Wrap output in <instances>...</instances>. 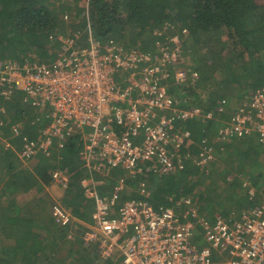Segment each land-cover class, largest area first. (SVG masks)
I'll return each instance as SVG.
<instances>
[{
    "label": "built area",
    "instance_id": "2783aa9c",
    "mask_svg": "<svg viewBox=\"0 0 264 264\" xmlns=\"http://www.w3.org/2000/svg\"><path fill=\"white\" fill-rule=\"evenodd\" d=\"M170 27L174 33L164 40L157 38L163 31L154 30L156 41L147 51L112 40L100 44L87 28L83 48L76 46L75 36L59 34V53L50 64L0 59V133L8 128L10 138L20 140L18 150L9 144L5 149L14 151L24 167L37 155L62 151L78 136L82 167L90 176L120 171L133 181L146 171L167 175L183 170L187 161L205 171L215 162L214 146L205 137L194 143L188 125L211 120L214 111L191 105L184 94H174V89L195 80L196 72L183 69L191 53L184 49L187 30ZM17 94L39 114L30 122L5 126V104ZM25 125L36 135H23ZM215 136L219 142L255 137L264 146V88L250 93ZM50 175L53 186L67 189L66 169ZM128 180L118 177L104 195L97 189L102 182L92 177L79 181L93 205L91 223L81 239L85 247L96 248L99 262L264 264V187L257 192L251 183L243 182L248 200L257 198V203L234 208L225 216L202 214L186 196L154 208L147 201L144 179L137 182L142 199L124 200ZM50 213L58 227L76 221L59 203L51 205ZM202 242L208 247H201Z\"/></svg>",
    "mask_w": 264,
    "mask_h": 264
},
{
    "label": "trees",
    "instance_id": "16d2710c",
    "mask_svg": "<svg viewBox=\"0 0 264 264\" xmlns=\"http://www.w3.org/2000/svg\"><path fill=\"white\" fill-rule=\"evenodd\" d=\"M87 9L88 17L84 15ZM170 26L187 30L184 49L192 52L183 67L196 72L195 80L173 91L186 95L193 106L214 111L211 120L192 121L188 128L194 143L205 137L215 146V162L201 171L187 161L183 170L161 175L158 181L146 171L133 181L126 179L122 199H142L137 182L144 179L147 201L154 208L186 196L198 204L202 214H225L226 209L218 211L216 207H221L214 205L221 197L217 190L222 183L229 207L243 205L234 191L243 193L244 207L253 206L257 198L249 201L242 185L248 181L257 192L264 187V146L255 137L219 142L215 132L250 93L264 88V3L260 0H0V59L50 64L59 53V34L75 36L76 46L83 48L87 28L100 44L112 40L147 51L156 41L154 30L163 31L157 38L164 40L174 33ZM223 99L224 104L218 103ZM5 106V126L9 127L30 122L39 114L19 94ZM27 126L23 135L35 136L36 130ZM2 135L7 142L0 145V264H115L99 262L96 248L85 247L80 237L84 229L53 223L45 190L53 185L50 172L66 169L70 183L61 205L85 223L92 203L84 197L79 181L92 177L102 182L99 189L104 195L111 192L121 172L113 171L104 178L94 172L87 174L78 136L62 151L38 155L29 168H21L12 151L18 150L20 140L10 138L8 128ZM5 144L12 150L5 149ZM224 154L234 163L224 165Z\"/></svg>",
    "mask_w": 264,
    "mask_h": 264
},
{
    "label": "rangeland",
    "instance_id": "374dc122",
    "mask_svg": "<svg viewBox=\"0 0 264 264\" xmlns=\"http://www.w3.org/2000/svg\"><path fill=\"white\" fill-rule=\"evenodd\" d=\"M261 1V3H264V0H260ZM126 46H127V44H125ZM190 52H192V50H189ZM56 58V57H55ZM55 60V59H54ZM54 60H53V62H54ZM183 69H184V67H183ZM215 147V146H214ZM262 149H264V148H262ZM224 157H225V159H223V160H225V162H224V165H226L228 162L230 163H234V160L233 159H229V158H231V157H229L227 154H224ZM217 174H219V172H217ZM155 177H156V181H158L159 180V178L160 177H162L161 175H159V174H156L155 175ZM161 182H163V181H161ZM246 182V181H245ZM218 190H217V193L219 194V196H221L220 197V199H219V201L218 200H216L215 202H214V205L215 206H219V207H221V208H217L216 207V209L215 210H218V211H224V209H226L228 212H226L225 214H223V213H221L222 215H225V216H227V215H230V213L234 210L233 208H231V207H229V205L227 204V201L225 200V199H227L226 197H227V195H226V187H224V185L221 183V184H219V186H218ZM49 190L47 191L48 193H49V199L50 200H52L53 198H55V199H58V200H60L61 198H62V194H63V190H61V189H59V187H52V188H48ZM197 191V190H196ZM242 191H244V189L242 190ZM46 192V191H45ZM195 194V193H194ZM233 195H235L236 196V199H238L239 201H240V199H241V203L243 204V205H237L236 207H235V209H239V208H242V207H244V202H243V193L242 192H236V191H234V193H233ZM53 197V198H52ZM189 197H191V196H189ZM193 199V198H192ZM53 202H55L54 201V199L52 200ZM196 206L198 205L196 202L194 203ZM63 205V204H62ZM64 207V206H63ZM198 207V206H197ZM245 207H247V205L245 204ZM66 209V208H65ZM91 209H93V205H91ZM70 213V212H69ZM53 220V219H52ZM85 224L86 225H88L89 224V222H85ZM73 232V231H72ZM84 231H82V233H83ZM80 237H81V235H80ZM69 239H71V238H69ZM200 246L201 247H208V244L207 243H205V242H202L201 244H200ZM59 257V256H58Z\"/></svg>",
    "mask_w": 264,
    "mask_h": 264
},
{
    "label": "crops",
    "instance_id": "0c3cea01",
    "mask_svg": "<svg viewBox=\"0 0 264 264\" xmlns=\"http://www.w3.org/2000/svg\"><path fill=\"white\" fill-rule=\"evenodd\" d=\"M5 140H6L5 136H3V135H2V132H1V133H0V145H2L3 142H4ZM37 156H38V155H37ZM37 156H36V157H37ZM36 157H35V158H36ZM35 158H34L31 162H29L28 165H26V166H24V167L19 163L18 159H17L16 162L19 164V167H21V168H25V169H26V168H29V167L31 166V164H32V162L35 160ZM112 172H113V171H110V170H109V171H103V172H100V176H101L102 178H104V177H107V176H108L109 174H111ZM121 174H122V175H120V176H124V178L127 179L126 174H124V173H121ZM97 175L99 176V174H97ZM120 176H119V177H120ZM116 180H117V179H116ZM52 187L54 188L55 186L52 185L50 188H52ZM97 189L100 190V189H99V186H98ZM48 190H49V189H47V190H45V191H46V193H47L48 196H49V193L47 192ZM52 198H53V197H52ZM53 199H54L55 202L52 201ZM53 199L51 200V203H50V206H49V213H50V207H51V205H52L53 203H59V204H61V202H60L61 199H60V200L55 199V198H53ZM64 208H66V207L64 206ZM66 210H67L68 212H70V214H71V215L74 217V219L76 220V221L73 223L72 226H74V227L77 226V227H79L80 229H82V230L84 229V230H85V229L87 228V226L90 225V223H91V216H90V219H89V221H88L89 224L86 225L84 222H82L81 220L77 219V218L73 215V213H71V211H70L69 209L66 208ZM92 212H93V209H92ZM91 214H92V213H91ZM91 214H90V215H91ZM50 217H51V213H50ZM51 218H52V217H51ZM52 221H53V220H52ZM53 223H54V222H53ZM57 227H58V226H57ZM77 227H76L75 229H79V228H77ZM84 230H83V231H84Z\"/></svg>",
    "mask_w": 264,
    "mask_h": 264
}]
</instances>
